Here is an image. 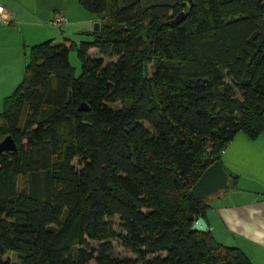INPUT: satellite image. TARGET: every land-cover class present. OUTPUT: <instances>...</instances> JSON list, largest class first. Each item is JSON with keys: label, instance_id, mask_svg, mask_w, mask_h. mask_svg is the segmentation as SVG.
I'll return each instance as SVG.
<instances>
[{"label": "trees", "instance_id": "1", "mask_svg": "<svg viewBox=\"0 0 264 264\" xmlns=\"http://www.w3.org/2000/svg\"><path fill=\"white\" fill-rule=\"evenodd\" d=\"M79 4L92 39L30 45L3 98L0 264H253L191 230L207 203L190 188L237 131L264 133V0Z\"/></svg>", "mask_w": 264, "mask_h": 264}, {"label": "crops", "instance_id": "2", "mask_svg": "<svg viewBox=\"0 0 264 264\" xmlns=\"http://www.w3.org/2000/svg\"><path fill=\"white\" fill-rule=\"evenodd\" d=\"M67 1L65 4V0H0L12 13V22L0 25V113L3 98L23 77L29 46L51 32L48 24L55 11L64 13L65 24L77 27L76 31L87 29L80 35L94 31L92 25L99 18L75 0ZM72 11L77 12L76 17ZM221 161L232 187L212 204L205 201L203 217L208 230L220 237V242L241 248L253 264H264V133L252 138L237 131L223 148Z\"/></svg>", "mask_w": 264, "mask_h": 264}, {"label": "water", "instance_id": "3", "mask_svg": "<svg viewBox=\"0 0 264 264\" xmlns=\"http://www.w3.org/2000/svg\"><path fill=\"white\" fill-rule=\"evenodd\" d=\"M185 17V12L182 10L176 14L171 20V23H179ZM99 29V22H94L93 30ZM89 34L90 31H87ZM78 110H89L90 106L86 102L80 103ZM17 144L10 134H6L0 140V153L4 151H15ZM228 184V174L222 166L221 161L216 160L207 166L198 179L192 184L190 193L197 200H204L209 194L225 189ZM208 225L203 217L199 215L191 226V230H207Z\"/></svg>", "mask_w": 264, "mask_h": 264}, {"label": "rangeland", "instance_id": "4", "mask_svg": "<svg viewBox=\"0 0 264 264\" xmlns=\"http://www.w3.org/2000/svg\"><path fill=\"white\" fill-rule=\"evenodd\" d=\"M71 3H73L74 0H69ZM77 2V4H79V0H75ZM68 1L65 0V4H67ZM47 5L48 2H47ZM77 12L76 11H72V15L75 16ZM91 13V12H90ZM89 14V13H88ZM94 15V14H93ZM76 17V16H75ZM85 23H81V26H85L84 25ZM48 26L50 27L49 29L53 32V35H51V32H46L44 37H41L42 39H48V38H52L54 42H62L63 39L66 37V38H71L72 41L76 40L77 42H80L82 40H88L87 38H90L92 39V36L91 34H88L86 36H82L80 34H82V30H87V29H79L76 31L77 27H74L69 23V24H65V25H61V27H57L55 26L52 21L49 22ZM94 27V23L92 25V29ZM72 30H75L76 32H73ZM51 35V36H50ZM41 40V39H40ZM42 41V40H41ZM28 58H29V49H28ZM89 54L91 56H100L103 58V61H104V64H106L107 62H110V61H115L116 60V57H105L103 55H101L99 53V51L94 48V47H91L89 49ZM69 61L70 63L75 67L76 69V74H78L81 70V65H80V60L77 56V51L76 49L73 47L71 48V50L69 51ZM22 179H19V187L20 189H23L24 188V184L21 182ZM231 180H228V184H231L230 183ZM232 186H227L225 189H222V190H219L217 192H213L211 194H209L207 197L204 198V200L208 203H211L212 204V201L218 196V195H224V192L226 190V192L229 191V189L231 188ZM115 223H117V221L114 220ZM217 241L220 242V237L216 236L214 237ZM225 244V243H224ZM228 245V244H226ZM113 254L118 256V257H130V258H134V254L128 250L127 248H124V247H121V246H118V245H115L114 247V251H113ZM6 256H8L10 259H13V260H16L17 259V256L15 255L14 252H8L6 254Z\"/></svg>", "mask_w": 264, "mask_h": 264}, {"label": "built area", "instance_id": "5", "mask_svg": "<svg viewBox=\"0 0 264 264\" xmlns=\"http://www.w3.org/2000/svg\"><path fill=\"white\" fill-rule=\"evenodd\" d=\"M51 21L55 26L59 27L67 22V17L61 11H55L53 13ZM11 22V11L6 6L0 3V25H9Z\"/></svg>", "mask_w": 264, "mask_h": 264}]
</instances>
